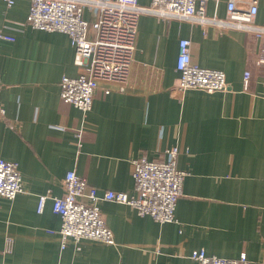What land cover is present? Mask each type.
Listing matches in <instances>:
<instances>
[{
  "label": "crops",
  "instance_id": "crops-1",
  "mask_svg": "<svg viewBox=\"0 0 264 264\" xmlns=\"http://www.w3.org/2000/svg\"><path fill=\"white\" fill-rule=\"evenodd\" d=\"M13 1L0 0V30L12 39L0 38V159L18 164L23 191L0 197V264H194L190 255L200 249L264 264V70L255 65L263 42L143 14L127 78L101 81L83 113L60 99L61 78L81 72L69 38L32 28L30 1ZM226 1H208L206 14L224 17ZM256 2L255 20L264 25V0ZM250 3L235 0L239 9ZM83 16L92 19L88 9ZM181 39L190 41L194 64L225 74L226 90L177 89ZM245 71L251 73L247 90ZM172 147L186 173L175 222L100 201L115 243L69 239L61 248L52 198L63 196L66 173L85 178L98 195L132 194L131 161L162 160ZM42 195L48 197L38 213Z\"/></svg>",
  "mask_w": 264,
  "mask_h": 264
},
{
  "label": "built area",
  "instance_id": "built-area-1",
  "mask_svg": "<svg viewBox=\"0 0 264 264\" xmlns=\"http://www.w3.org/2000/svg\"><path fill=\"white\" fill-rule=\"evenodd\" d=\"M7 6L13 0H4ZM27 23L32 28L67 35L74 48V63L81 72L76 77L63 76L60 80V99L83 113L92 108L99 83H123L130 68L137 37L139 16L149 14L164 20L189 21L202 28L215 27L219 31L236 30L252 35L263 44L255 65L264 70V25L256 22L257 2L251 0L247 9H239L235 0L226 1L224 17L206 14L208 1L218 0H150L141 6L138 0H29ZM85 9L92 15L84 18ZM0 38L12 39L0 30ZM179 74L177 89L199 90L207 93L224 91L228 87L221 70L203 68L194 64L190 55V41L181 39L175 64ZM251 77L243 74L244 90ZM122 90L121 88L119 89ZM109 89L104 90L108 94ZM5 109L0 105V116ZM178 147L164 151L162 160L145 157L131 161L133 193L107 191L98 195L85 178L74 171L66 173L62 182L64 194L52 198V211L60 218L58 234L61 248L67 240L76 244L83 239L115 243L112 231L106 226L99 209L100 201H111L134 209L139 216H149L158 223L175 222V208L181 195L186 175L176 166ZM23 191L18 164L0 159V197L13 199ZM47 195L38 197L37 212L41 213ZM7 251L12 241L7 239ZM77 249H79L77 247ZM194 264H251L245 254L235 259L208 255L203 249L190 255Z\"/></svg>",
  "mask_w": 264,
  "mask_h": 264
}]
</instances>
